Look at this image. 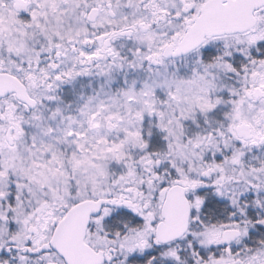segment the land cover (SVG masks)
Returning <instances> with one entry per match:
<instances>
[{"label": "snow or ice", "instance_id": "1", "mask_svg": "<svg viewBox=\"0 0 264 264\" xmlns=\"http://www.w3.org/2000/svg\"><path fill=\"white\" fill-rule=\"evenodd\" d=\"M0 264H264V0H0Z\"/></svg>", "mask_w": 264, "mask_h": 264}]
</instances>
